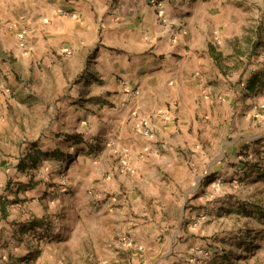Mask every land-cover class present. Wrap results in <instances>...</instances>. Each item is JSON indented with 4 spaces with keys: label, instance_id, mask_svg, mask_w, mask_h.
Here are the masks:
<instances>
[{
    "label": "crops",
    "instance_id": "0c3cea01",
    "mask_svg": "<svg viewBox=\"0 0 264 264\" xmlns=\"http://www.w3.org/2000/svg\"><path fill=\"white\" fill-rule=\"evenodd\" d=\"M76 133L82 142L67 139ZM40 151L73 159L20 187ZM242 154L256 159L238 190L264 192V0H0V264L36 250L30 264H53L49 239L64 230L56 212L116 226L143 215L144 200L162 205L157 219L152 210L127 223L132 264H156L174 247V235L154 240L159 229L184 232L198 213L184 203L199 173L232 180ZM62 168L58 190H73L74 205L52 186ZM230 191L206 206L201 229L221 208L216 226L225 223ZM176 211L177 222L163 216Z\"/></svg>",
    "mask_w": 264,
    "mask_h": 264
},
{
    "label": "rangeland",
    "instance_id": "374dc122",
    "mask_svg": "<svg viewBox=\"0 0 264 264\" xmlns=\"http://www.w3.org/2000/svg\"><path fill=\"white\" fill-rule=\"evenodd\" d=\"M78 76L79 74L72 81ZM57 78L58 76L55 74L54 86L56 91L60 89L57 84ZM65 87L62 89L65 90ZM74 89L73 87L69 89L71 98L74 96L72 93ZM73 135L78 136L79 134ZM39 154L40 156H37L36 163L30 160L28 165H23V171L25 172L26 168L30 167L28 173L30 175L32 171V174L28 182H19L21 183L20 187L25 184L35 186L42 182L46 177L45 175H47V169L50 166L49 164H52V160L71 161L73 159L70 157L73 153L72 155H66L63 152H56L48 156L49 153L40 151ZM254 156L242 154L245 164L243 167L239 166L234 169V177L229 181L223 176L224 174L218 176L216 171L205 173L207 170H203L199 173L198 190L188 202L184 203L185 209H198V213L193 218L191 226H187L184 232L182 230L178 231L177 224L165 225L159 229L154 240L159 244H163L166 235H174V247L171 255L157 260L156 264H171L173 257L174 264H264V192L261 188H257L258 190L256 189L253 192L246 188L245 195H243L244 192L238 190L243 181L248 178L249 171L253 169V162L251 161ZM262 165L261 168L264 169V163ZM57 178L58 180L52 185L55 193L67 195L68 198H66L70 204L74 205L75 201L71 200L75 194L73 190L64 192L58 190L59 186H64L66 181L65 168L59 171ZM195 180L193 179L190 185H194ZM12 182L10 180L5 185L6 187L4 186L3 188V193H7L8 196L12 193L10 192ZM225 185L226 191L227 189L231 190L229 196L231 197L230 201H232V205L226 208L228 211L225 212V223L216 226L223 218L220 212L223 208H221L215 212V217L220 218L214 220V223H216L215 227L211 229L210 225H208L201 229L199 222L206 217V206L211 203H219L216 200L220 199L221 196H217V193L221 189L224 190ZM239 194H241V198H239ZM92 196L95 197L94 194ZM105 199L102 196V198L94 201L104 204ZM160 205L162 203H156L155 205L152 200H144L140 206L143 210H146L142 212L143 215L126 216V218L120 219L116 226L97 222V228L96 226L93 227V219L95 217L89 211H87V222L81 225L75 223L76 216L69 215L66 211L60 214L56 212V217L64 219V230L56 231L53 234L54 237L49 239L52 249H56V251L51 250L55 256L53 264H132L131 249L136 246V242L131 230L136 226L137 220L146 218L147 215L145 213L152 210L154 212L151 214L152 218L157 219L158 210L155 209V206ZM89 206L92 208L94 205L92 203ZM178 206H180L178 209H181L183 203ZM90 207L89 209H91ZM111 207L115 208L117 205L113 204ZM163 216L168 219L173 217L176 222L179 221V213L177 211L174 214H163ZM80 220L83 222L82 217ZM127 223H133L135 226H127ZM187 228H191L192 231L187 230ZM171 229L175 232H170L169 230ZM148 244L149 249H153V241H149ZM160 248L163 253L168 251L166 244L160 246ZM136 249V252H141V249ZM38 253L39 251L36 250L23 255L19 258L18 264H22L24 261L28 264L37 258Z\"/></svg>",
    "mask_w": 264,
    "mask_h": 264
},
{
    "label": "built area",
    "instance_id": "2783aa9c",
    "mask_svg": "<svg viewBox=\"0 0 264 264\" xmlns=\"http://www.w3.org/2000/svg\"><path fill=\"white\" fill-rule=\"evenodd\" d=\"M140 127H141V130H143L145 133H148V134H150V132L153 129L151 127V125L149 124V121H147V120L140 121ZM240 172H242V171H240Z\"/></svg>",
    "mask_w": 264,
    "mask_h": 264
},
{
    "label": "trees",
    "instance_id": "16d2710c",
    "mask_svg": "<svg viewBox=\"0 0 264 264\" xmlns=\"http://www.w3.org/2000/svg\"><path fill=\"white\" fill-rule=\"evenodd\" d=\"M68 140L74 142V143H80L83 141L82 137L80 135L76 136V135H70L67 138Z\"/></svg>",
    "mask_w": 264,
    "mask_h": 264
}]
</instances>
